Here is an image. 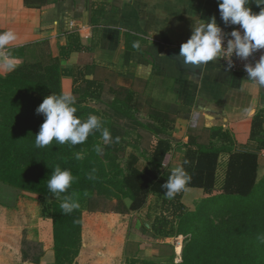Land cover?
<instances>
[{
  "label": "crops",
  "instance_id": "crops-1",
  "mask_svg": "<svg viewBox=\"0 0 264 264\" xmlns=\"http://www.w3.org/2000/svg\"><path fill=\"white\" fill-rule=\"evenodd\" d=\"M248 7L253 13L260 11L254 2ZM213 16L222 30L234 26L224 25L217 0H0V31L11 29L17 34L8 46L17 67L23 62L19 49L44 40L53 55L66 50L59 65L73 69V77L60 78L61 92H70L82 104L102 108L111 116L106 102L112 105L118 97L121 116L112 118L126 129L123 135L128 131L121 143L132 147H126L123 165L132 155L139 169L168 177L173 167L183 163L187 149L217 151L211 194L198 186L181 192L180 201L189 210L221 192L233 153L255 152L256 182L264 179V88L218 60L203 64L195 73L178 67L167 54L190 37L192 17ZM134 41L140 42L139 49L132 47ZM6 73L0 67V76ZM249 106L256 109L251 118L242 112ZM193 113L197 123L191 127ZM158 142L168 147L155 161L151 154ZM44 198L41 201L38 194L0 181V264H55L52 219L43 212L53 198ZM155 198L149 195L143 209L112 214L130 219L143 212L146 224L138 227L141 221L131 218L125 250L118 256L149 259L162 253L164 247L144 242L137 233L141 227L151 233L146 222L149 213L144 211ZM98 212L82 211L80 247L72 264L119 262H112L111 249L100 252L88 241L91 220L84 217ZM95 227L97 223L90 228Z\"/></svg>",
  "mask_w": 264,
  "mask_h": 264
},
{
  "label": "trees",
  "instance_id": "trees-1",
  "mask_svg": "<svg viewBox=\"0 0 264 264\" xmlns=\"http://www.w3.org/2000/svg\"><path fill=\"white\" fill-rule=\"evenodd\" d=\"M19 51L23 57L22 64L14 71L0 76V82H12L17 85L11 93L13 99L12 104L17 111H24L23 106L33 105V111L36 112V109L46 96L52 93H61L59 80L63 76L73 77V69L63 68L59 65L60 57H66V50L62 49L61 55L59 56L53 55L49 50L47 41L43 40L29 47H22ZM77 74H79V72H77ZM117 101L118 97L114 98L112 104L114 109L113 115L120 117V109H118L116 105ZM75 107L77 108V116H79L80 113L87 114L93 111L91 107L82 104V101L77 98ZM105 127L111 132V125H106ZM97 144L101 145L103 148L107 145L102 140L99 132L90 135L84 143L86 146V154L83 159H74L75 162H67L64 166V168L71 170L75 178L68 190V194L72 192L77 193L80 205L79 208L75 209L70 214H64L62 212L60 208L61 200L55 199L48 191L47 180L51 173L45 174L42 171H28L27 169L20 171V167L17 168L10 163L0 165V181L8 183L18 189L38 194L42 197L53 198L48 206L43 209V212L52 219L55 264H72L78 255L81 241L83 210L90 212L112 211L116 213L136 211L143 209L147 204L148 196L153 194L156 195V201L153 202L152 208L154 211L158 209V212H155L157 215L154 216L151 222L153 235L174 237L180 234L176 229H173L172 225L175 218L180 217L187 208L180 201L181 192L176 194L173 199H167L165 197L164 193L166 190L163 189L161 185L167 180V176L155 177L146 167L139 169L136 164L137 160L130 155V158L125 161V165L123 167L120 166V169L117 170V173L120 175V178L116 179L118 188L112 190L109 189L105 183H102L104 179H107L105 173L95 172V180H89L87 178L95 165L103 166L104 164L99 160L98 154L94 151V146ZM81 145L82 144H80V146ZM167 145V143L158 142L151 154V159L160 161L161 158L158 157L160 155H165L168 147ZM104 150L108 152L109 149ZM67 152V158H72V150L69 149ZM123 153H125V151ZM216 154V150H211L209 148H201L199 153L193 152L190 148L187 149L184 160L189 161V163L185 165V168L188 166L187 172L191 176V181L188 186L202 187L205 194H211ZM112 160L113 158L111 157L109 161ZM77 163L80 164L77 165ZM56 166L57 165H54V168ZM59 166L63 169L62 165ZM116 166L118 167L119 165ZM256 170L257 155L255 152L243 151L231 154L224 184L221 192L218 194L222 197H230L244 201L255 198V196L261 192L259 188L264 185V179L258 183L256 182ZM26 180L27 182L33 181L35 185L23 182ZM105 193L106 195H103ZM63 195L64 194H62V196ZM157 197L160 199L158 200ZM114 198L118 200V207H111L112 209H108L98 205L105 200H112ZM124 198L130 200L129 205L123 202ZM204 199L205 198L202 200ZM202 200L198 201L195 206ZM262 234H264V226L262 228ZM226 241L229 246L236 247L238 243L243 241V238L232 237ZM258 242L259 240L257 239L256 243H252L250 246H238V252L225 253L219 256L211 255L204 260L203 264H263L261 261H258L260 257L257 254ZM199 255V253H193L191 256H186L184 254L181 263L176 264H191L190 261L194 259H197L199 263ZM132 262H137L139 264H154L147 259L138 257L134 258Z\"/></svg>",
  "mask_w": 264,
  "mask_h": 264
},
{
  "label": "rangeland",
  "instance_id": "rangeland-1",
  "mask_svg": "<svg viewBox=\"0 0 264 264\" xmlns=\"http://www.w3.org/2000/svg\"><path fill=\"white\" fill-rule=\"evenodd\" d=\"M16 86L12 82H0V165L10 163L17 168L20 167V171L27 169L28 171H42L49 174L54 169V165H62L64 169L67 162H75L74 159H77L74 158V155L77 152L82 153L84 157L86 154L84 143L81 146H71L67 143L60 145L53 141L45 148L35 147V135L39 132L44 117L33 111V105L23 106L24 111H17L13 107L11 93ZM106 104L110 108V113L113 114L112 105L107 102ZM90 114L97 115L101 119L103 127L112 123L111 135L113 141L103 148L109 150L108 152L103 150L101 154H98L99 160L104 164L103 166L95 165L94 168L96 173L107 175L106 178L110 180L104 179L102 183L113 190L118 188L116 179H119L120 175L117 170L120 169V166H124L123 152L125 150L127 152L126 147L132 148L130 145L121 143L123 137L127 136L128 131L123 135L126 129L121 128L118 119L112 118L113 115L104 112L102 108L93 109L87 114L80 113L78 117L86 119ZM113 124L116 126H113ZM116 137H119L118 143L115 142ZM69 149L72 150V158H67ZM111 157L113 160L109 161ZM23 182L35 185L33 181L27 182L26 180ZM260 190L261 192L255 198L247 201L222 197L218 193L206 197L197 206L190 210L186 209L180 217L175 218L172 227L180 234L171 238L154 236L152 230L150 233L143 229L144 227H141L137 230L139 238H142L144 242H152L164 247L161 254H154L153 258L141 259H147L154 264H176L181 263L184 254L191 256L193 253H199V263L197 259L191 260L190 263L203 264L204 260L211 255L219 256L225 253L238 252V246H250L252 243H256L257 237L262 234L264 226V185L259 188ZM103 195H106V193ZM39 199L42 201L45 198L39 195ZM127 201L128 199H123V202L127 203ZM153 202L151 199L148 210L144 211L149 213L146 222L150 225L154 216L157 215L155 212H158V209L154 211L152 208ZM98 205L112 209L111 207H118V200L115 198L105 200ZM113 213L116 212L100 211V213L88 214L84 217L91 220L86 230L89 243L100 252L111 249L113 253L112 262L116 259L119 260V262L114 261L113 264H139L132 262L138 255L124 253L122 256H118L117 253L124 249L123 242L126 239L131 218H138L141 221L142 224L139 223L138 227L146 225L143 224V212L132 215L130 219L125 216L114 218ZM96 223L98 227H95L94 230L91 229L92 224L95 225ZM232 237H241L243 241L238 243L236 247H231L226 240ZM257 254L260 256L258 261L264 264V243L258 242Z\"/></svg>",
  "mask_w": 264,
  "mask_h": 264
},
{
  "label": "clouds",
  "instance_id": "clouds-1",
  "mask_svg": "<svg viewBox=\"0 0 264 264\" xmlns=\"http://www.w3.org/2000/svg\"><path fill=\"white\" fill-rule=\"evenodd\" d=\"M220 18L225 26L239 25L230 33L223 32L218 25L215 16L207 19L192 17L191 35L186 42L180 46L179 57L187 65L200 66L210 61L225 58L228 61V69L233 67L232 56L241 60H247L253 53L264 49V0H217ZM255 3L260 8L258 13H253L248 7ZM226 46H222L226 37ZM17 40V34L9 29L0 31V67L8 72L16 69V57L9 49V45ZM134 49H139L140 42L134 41ZM244 69L247 79L261 88H264V54L254 63H246ZM76 97L70 92L62 91L60 94L52 93L46 96L36 109L37 114H42L44 121L39 132L35 135V147L45 148L55 141L57 144L80 145L87 141L90 135L99 132L105 144L113 141L111 132L103 127L101 119L90 114L86 119L76 115ZM245 117L255 116L256 109L252 106L242 110ZM119 142V137L115 138ZM103 147L97 144L94 151L97 154L103 152ZM77 160L83 159V154L75 153ZM189 163L184 160L182 164L171 169L167 180L161 185L165 189V197L173 199L176 194L186 191L191 181L185 165ZM96 169L88 174L89 180H95ZM74 176L70 169H62L57 165L47 180L48 191L60 199V208L64 214H70L79 208L78 194H68ZM62 194H64L62 196ZM62 197V199H61ZM260 243H264V234L258 235Z\"/></svg>",
  "mask_w": 264,
  "mask_h": 264
},
{
  "label": "built area",
  "instance_id": "built-area-1",
  "mask_svg": "<svg viewBox=\"0 0 264 264\" xmlns=\"http://www.w3.org/2000/svg\"><path fill=\"white\" fill-rule=\"evenodd\" d=\"M233 28H239V25H234L229 30H223V32L230 33L233 30ZM228 38H231V37L230 36L226 37V39L224 41V44L222 46H226ZM261 54H264V49H261V50L255 52V53H253L252 56H250L247 60H241L238 57H236L235 55H233L232 58H231L232 61H233V67L230 69V71L237 72V73L241 74L243 77L247 78V73H246V71L244 69V65L246 63L254 64L259 59ZM218 61H219L220 65H222L223 67L228 69V61H227V59L221 58ZM196 123H197V114L193 113L191 115V117H190L189 124H190L191 127H194V126H196ZM220 162H224L223 159Z\"/></svg>",
  "mask_w": 264,
  "mask_h": 264
},
{
  "label": "water",
  "instance_id": "water-1",
  "mask_svg": "<svg viewBox=\"0 0 264 264\" xmlns=\"http://www.w3.org/2000/svg\"><path fill=\"white\" fill-rule=\"evenodd\" d=\"M179 51H180V48H170L167 50V54L177 61L178 67L192 71V72H195V73H199L201 71L203 65L192 66V65L185 64L183 62L182 58L179 57Z\"/></svg>",
  "mask_w": 264,
  "mask_h": 264
},
{
  "label": "bare ground",
  "instance_id": "bare-ground-1",
  "mask_svg": "<svg viewBox=\"0 0 264 264\" xmlns=\"http://www.w3.org/2000/svg\"><path fill=\"white\" fill-rule=\"evenodd\" d=\"M178 248H179V247H178ZM178 248H177V249H178Z\"/></svg>",
  "mask_w": 264,
  "mask_h": 264
}]
</instances>
